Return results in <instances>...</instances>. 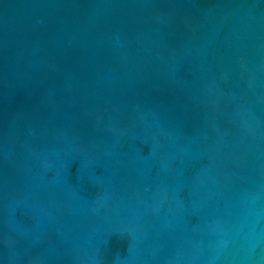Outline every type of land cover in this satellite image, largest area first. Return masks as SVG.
I'll list each match as a JSON object with an SVG mask.
<instances>
[{
	"label": "water",
	"instance_id": "water-1",
	"mask_svg": "<svg viewBox=\"0 0 264 264\" xmlns=\"http://www.w3.org/2000/svg\"><path fill=\"white\" fill-rule=\"evenodd\" d=\"M0 264H264V0H0Z\"/></svg>",
	"mask_w": 264,
	"mask_h": 264
}]
</instances>
